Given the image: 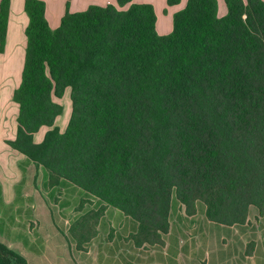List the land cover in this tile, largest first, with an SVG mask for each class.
<instances>
[{
	"label": "trees",
	"instance_id": "16d2710c",
	"mask_svg": "<svg viewBox=\"0 0 264 264\" xmlns=\"http://www.w3.org/2000/svg\"><path fill=\"white\" fill-rule=\"evenodd\" d=\"M132 1L66 12L56 29L44 1H25L9 144L53 183L67 179L137 220L139 244L162 242L173 193L189 214L200 200L211 221L245 223L251 205L264 209V0H224L222 16L218 0H188L168 35L158 34L151 4ZM10 2H0V52ZM67 88L72 112L61 131L55 97ZM100 214L81 218L74 236L94 235ZM0 264L29 263L0 241Z\"/></svg>",
	"mask_w": 264,
	"mask_h": 264
},
{
	"label": "crops",
	"instance_id": "0c3cea01",
	"mask_svg": "<svg viewBox=\"0 0 264 264\" xmlns=\"http://www.w3.org/2000/svg\"><path fill=\"white\" fill-rule=\"evenodd\" d=\"M25 1L10 2L5 48L0 52V241L29 264H264V209L256 205L249 207L245 223L226 225L211 221L207 205L200 200L189 214L173 193L169 230L162 242L139 244L137 220L67 179L53 183L42 165L9 144L17 133L19 105L13 95L22 80L28 43ZM42 1L52 29L59 27L66 12L117 5V0ZM187 2L132 1L153 6L160 35L173 32L174 15ZM223 2L218 0L219 14ZM68 122L59 126L61 131ZM48 129L41 127L35 141L41 142ZM92 211L101 212L95 234L74 236L75 224Z\"/></svg>",
	"mask_w": 264,
	"mask_h": 264
},
{
	"label": "rangeland",
	"instance_id": "374dc122",
	"mask_svg": "<svg viewBox=\"0 0 264 264\" xmlns=\"http://www.w3.org/2000/svg\"><path fill=\"white\" fill-rule=\"evenodd\" d=\"M221 7H224V8H221V11H220V16H222V9L223 10H226L227 11V8H226V4L225 2L221 3ZM18 78V76H17ZM71 90L70 88H67L64 95L62 96V98H57L55 97V100L60 102L63 106V112L62 114L59 116V120H58V125L61 127V128H64V126L67 124L68 122V119L71 117V112H72V103H71Z\"/></svg>",
	"mask_w": 264,
	"mask_h": 264
}]
</instances>
